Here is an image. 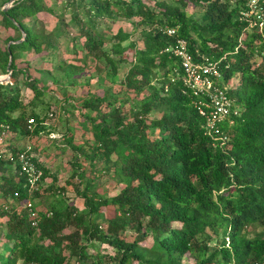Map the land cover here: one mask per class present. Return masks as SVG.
<instances>
[{
    "label": "trees",
    "instance_id": "16d2710c",
    "mask_svg": "<svg viewBox=\"0 0 264 264\" xmlns=\"http://www.w3.org/2000/svg\"><path fill=\"white\" fill-rule=\"evenodd\" d=\"M67 1L66 8L83 12L86 21L73 15L62 23L78 29L86 56L110 68L112 79L132 53L120 90L125 98L83 100L80 113L94 136L90 149L68 142L90 171L103 161L123 186L112 198L103 197L96 177L85 170L74 174L80 177L75 191L83 210L62 203L36 208L37 200L50 195L43 184L50 171L32 141L55 113L44 111L46 89L21 66L28 63L23 54L52 47L38 31L39 15L52 9L46 0H19L7 11L0 5V76L8 75L12 55L14 80L0 84V191L13 200L0 214L6 218L0 226V264H264V26L242 15L249 0H152L154 8L144 0ZM189 3L205 6L199 19L187 14ZM115 9L122 18L138 20L141 45L121 29L112 39L101 34ZM25 18L34 19L31 27ZM22 30L25 39L16 43ZM3 32L17 37L3 45ZM178 40L188 42L197 60H221L225 83L236 81L229 95L238 115L221 125L220 135L207 134L199 98L184 84L178 57L166 52ZM69 69L81 70L64 61L48 72ZM21 76L31 100L18 86ZM22 154L42 171L34 187L21 170ZM27 202L36 208V226Z\"/></svg>",
    "mask_w": 264,
    "mask_h": 264
},
{
    "label": "rangeland",
    "instance_id": "374dc122",
    "mask_svg": "<svg viewBox=\"0 0 264 264\" xmlns=\"http://www.w3.org/2000/svg\"><path fill=\"white\" fill-rule=\"evenodd\" d=\"M144 1L150 4L151 8H154V1ZM46 2L52 9V13L39 15L38 31L44 35L41 39L42 43L45 44L52 40V47L40 54L32 52L23 54L24 62L28 63L21 66V68H27L28 74L38 81L40 88L46 89L44 93V101L46 102L43 107V109L45 108L44 111L55 113L52 121H48L47 129L33 139L37 156L50 171V176L43 182L47 194L50 195L44 196L40 201L37 200L35 206L39 210L46 211L49 204L53 203L56 206H61L62 203L83 210L84 201L77 196L75 191V188L80 185V177H75L74 174L86 170L88 177H96L95 185L103 197L106 198L117 195L123 185L119 184V180L113 172H106L105 162L103 161H98L94 171H90L89 162L81 157L79 153L73 151L68 142L73 140V145L84 151L90 149L89 146L93 144L94 136L88 121H85L80 113L83 100L88 97H102L105 95H116L125 98L120 90H124L121 88V84L132 66L129 61L132 53H128V62L118 66V74L112 79L110 68L108 69L105 64L97 62L93 57L86 56L85 40L80 37L78 29L62 23L63 21L70 23L73 15H79L80 19L85 22V14L83 12L78 13L71 7L66 8L67 0H46ZM7 4L9 2L0 0L3 9ZM116 9L113 13V19L105 20L99 28L101 34L107 39H112L121 29L131 35L133 42L141 45L142 27L138 26V20L122 18L118 16ZM204 11L205 6L202 3H189L186 9L187 14L196 19H199ZM33 20L25 18L26 24L30 27L34 23ZM53 33L54 38L51 39ZM1 36V43L6 45L4 41H8L11 36L17 37V34L3 32ZM111 48L112 44L107 42L104 49L110 52ZM116 59L119 60V57H116ZM64 61L75 64L81 70L69 69L67 72L56 70L54 73L48 72L51 66H57ZM261 61L262 58H257L256 66H259ZM6 76L3 75L2 78ZM10 81L14 83L12 77ZM17 83L22 90L24 99L31 100L33 93L24 86L22 76ZM127 97L136 98L133 94L127 95ZM67 101L75 104L78 109L65 105ZM52 129L55 134L50 135ZM62 189L64 193L60 191ZM5 219L0 217V226L5 224Z\"/></svg>",
    "mask_w": 264,
    "mask_h": 264
},
{
    "label": "built area",
    "instance_id": "2783aa9c",
    "mask_svg": "<svg viewBox=\"0 0 264 264\" xmlns=\"http://www.w3.org/2000/svg\"><path fill=\"white\" fill-rule=\"evenodd\" d=\"M263 2L264 0H249L247 3L248 11L242 12V15L247 20L256 17L260 21L261 27L264 26ZM167 33L170 36H175L176 34L174 29H168ZM166 52L173 53L178 57L183 69L184 84L195 97L199 98L197 105L201 116L206 119L207 134L212 137L220 135L222 133L221 125L224 122L232 124L233 115H238L235 99H232L229 95V90L235 86L236 81L231 84L225 83L224 74L220 71L221 60L214 61L205 56L200 58V60L194 58L186 40H178L176 45L167 49ZM29 123L32 125L33 120ZM0 142H3L2 138ZM1 158L2 155L0 153ZM19 162L22 172L28 175V183L31 187H34L42 176V171L25 154L20 155ZM11 204H13V200L5 197L0 191V214L8 211ZM26 209L30 217L34 219V225H38L39 220L37 219L38 215L34 204L27 202Z\"/></svg>",
    "mask_w": 264,
    "mask_h": 264
},
{
    "label": "water",
    "instance_id": "95a60500",
    "mask_svg": "<svg viewBox=\"0 0 264 264\" xmlns=\"http://www.w3.org/2000/svg\"><path fill=\"white\" fill-rule=\"evenodd\" d=\"M19 0H11L9 2V4H7L5 7H4V11H7L9 8L12 7V5L17 2ZM23 32V38L21 41L19 42H16V43H21L22 41H24V38H25V32L22 30ZM14 42H12L11 44H13ZM11 65H12V55L10 56V62H9V65H8V75L5 77V78H0V84H7L8 82H10L11 80V77H12V74H13V71L11 69Z\"/></svg>",
    "mask_w": 264,
    "mask_h": 264
},
{
    "label": "crops",
    "instance_id": "0c3cea01",
    "mask_svg": "<svg viewBox=\"0 0 264 264\" xmlns=\"http://www.w3.org/2000/svg\"><path fill=\"white\" fill-rule=\"evenodd\" d=\"M2 76H3V75H1V77H0V78H2ZM33 143H34V142L32 141V146H33Z\"/></svg>",
    "mask_w": 264,
    "mask_h": 264
}]
</instances>
